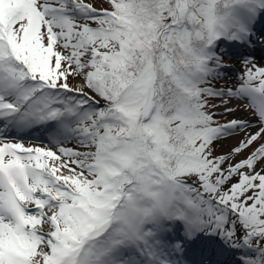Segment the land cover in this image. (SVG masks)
Masks as SVG:
<instances>
[{"label":"snow or ice","instance_id":"obj_1","mask_svg":"<svg viewBox=\"0 0 264 264\" xmlns=\"http://www.w3.org/2000/svg\"><path fill=\"white\" fill-rule=\"evenodd\" d=\"M257 49L264 0H0V264H264Z\"/></svg>","mask_w":264,"mask_h":264},{"label":"rangeland","instance_id":"obj_2","mask_svg":"<svg viewBox=\"0 0 264 264\" xmlns=\"http://www.w3.org/2000/svg\"><path fill=\"white\" fill-rule=\"evenodd\" d=\"M97 2H99V0H97ZM225 60L228 63V65L230 66L228 69L231 68V69L236 70L237 74L235 76L229 75L228 69L225 70V73H224L225 78L224 79H220V80H218L216 82L217 86L220 87V88H223V89H227V88L233 87L238 82L237 81L238 74H240L242 71H244L243 66H242V61H239V59L235 60L234 58L229 59V58L225 57ZM256 62L258 64L264 65V59H261V60L257 59ZM72 83H78V81H72ZM215 103H219V101H216ZM235 103L236 102L234 101L233 104H235ZM220 111H223V109H220ZM235 114H241V115H244L245 118L254 119V116L253 117H249V113L245 112L243 110L242 106H238L237 107V111H236ZM242 136H243V133H241L238 136L230 137V138L224 140L221 145L217 146L218 152L220 153L221 151H228L235 144V142L237 140H239Z\"/></svg>","mask_w":264,"mask_h":264},{"label":"bare ground","instance_id":"obj_3","mask_svg":"<svg viewBox=\"0 0 264 264\" xmlns=\"http://www.w3.org/2000/svg\"><path fill=\"white\" fill-rule=\"evenodd\" d=\"M238 118H245L244 115H241V114H236Z\"/></svg>","mask_w":264,"mask_h":264},{"label":"trees","instance_id":"obj_4","mask_svg":"<svg viewBox=\"0 0 264 264\" xmlns=\"http://www.w3.org/2000/svg\"><path fill=\"white\" fill-rule=\"evenodd\" d=\"M216 152H217V150H216ZM217 154H219V153L217 152Z\"/></svg>","mask_w":264,"mask_h":264}]
</instances>
